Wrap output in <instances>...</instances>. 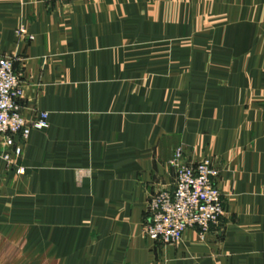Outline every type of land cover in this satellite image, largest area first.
<instances>
[{"label":"crops","instance_id":"1","mask_svg":"<svg viewBox=\"0 0 264 264\" xmlns=\"http://www.w3.org/2000/svg\"><path fill=\"white\" fill-rule=\"evenodd\" d=\"M0 54L49 123L0 158V264H264V0H0ZM178 151L224 211L162 244Z\"/></svg>","mask_w":264,"mask_h":264},{"label":"built area","instance_id":"2","mask_svg":"<svg viewBox=\"0 0 264 264\" xmlns=\"http://www.w3.org/2000/svg\"><path fill=\"white\" fill-rule=\"evenodd\" d=\"M69 3L73 0H55ZM25 30H19L24 33ZM32 40V36L28 35ZM14 60L0 54V158L14 164L20 158L31 129L48 127V112H22L21 74L13 67ZM174 170L172 189L158 191L149 197L144 233L162 244L178 243L192 227L204 238L211 225L218 223L224 211L220 190L214 180L215 170L209 159L196 163L183 162L179 151L169 161ZM18 173L23 167L15 164Z\"/></svg>","mask_w":264,"mask_h":264}]
</instances>
